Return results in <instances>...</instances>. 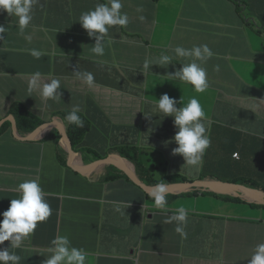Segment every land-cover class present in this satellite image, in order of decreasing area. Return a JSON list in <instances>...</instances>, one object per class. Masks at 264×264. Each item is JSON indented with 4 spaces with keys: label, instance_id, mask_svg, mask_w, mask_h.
I'll use <instances>...</instances> for the list:
<instances>
[{
    "label": "crops",
    "instance_id": "1",
    "mask_svg": "<svg viewBox=\"0 0 264 264\" xmlns=\"http://www.w3.org/2000/svg\"><path fill=\"white\" fill-rule=\"evenodd\" d=\"M102 1L42 0L40 9L32 7L33 19L23 35L9 14L0 18L6 30L0 34V128L5 124L0 131V222L11 199L19 197L17 186L26 180L38 181L52 210L51 220L31 239L29 235L21 248L11 249L10 241H5L0 249L20 255V264H43L51 255V240L67 236L72 246L85 250L86 264H248L256 245L264 243L263 216H250L246 210L240 217L233 215L227 201L216 207V213L205 210L215 203L201 199L202 193L189 197L199 191L191 183L196 186L201 178L187 174L188 181L170 184L168 195L171 204L177 200L172 208L184 207L188 212L187 237L182 238L175 232V222L164 223L175 210L151 208L155 204L148 192L128 182L121 169L93 163L92 154L73 145L71 124L64 117L73 107L80 108L89 128L87 143L99 135L95 124L106 135L113 133L100 106L115 118L118 104L131 101L130 94L110 89L119 77L139 89V128H155L157 111L147 91L150 85H158L154 95L182 94L186 100L194 95L191 86L169 76L174 70L168 65L143 68L145 60L154 61L164 49L178 45L207 44L213 51V59L205 64L211 74V102L234 105L241 99L242 108L253 112L256 103L264 107V28L255 25L264 15V0H240L239 7L238 1L229 0H122L132 23L126 29L111 27L104 55L97 56L91 52L95 37L79 25V17ZM6 13L0 10V17ZM30 49L43 55L36 59ZM242 62L251 65L237 66ZM255 67L260 77L256 82L261 84L257 88L249 78ZM77 70L91 72L98 87L90 90L76 79ZM35 72L41 73L40 85L60 81L59 100H44L39 88L29 93ZM239 89L246 91L240 94ZM18 104L39 120L29 123V127L36 124L34 130L24 131L25 124L20 127V116L14 113ZM227 113L224 108L225 117ZM168 126L164 131L168 128L175 135L177 129ZM39 127L36 139H26ZM52 134L57 138L52 139ZM95 141L91 147L101 138ZM118 163L124 164L120 159ZM108 175L115 178L105 181ZM207 194L221 199L211 193L204 197ZM196 208L201 213L191 216ZM238 232L241 238L235 237Z\"/></svg>",
    "mask_w": 264,
    "mask_h": 264
},
{
    "label": "clouds",
    "instance_id": "2",
    "mask_svg": "<svg viewBox=\"0 0 264 264\" xmlns=\"http://www.w3.org/2000/svg\"><path fill=\"white\" fill-rule=\"evenodd\" d=\"M229 1L233 3H235V1H238L239 4H236V6H240V0ZM34 2L35 0H0V10L7 12L0 18H7L9 14L12 19H15V24L19 28L20 34L23 35L26 28L33 19L32 7L40 9L42 6V0H36L35 4ZM140 19L143 20V17L141 16ZM262 19H264V15L258 20V23L255 25L264 28V22ZM131 23V17L126 12V5L122 0H105L99 2L93 9L82 13L79 17V25H81L82 28L86 30L87 34L90 37H95V44L91 47V52L97 56L104 55L105 36L108 34V32L111 31V27L115 26L116 29H126L131 25ZM5 31V28L3 26H0V34H3ZM26 38L30 39L29 37ZM29 53L36 59H39L43 55V53L37 49H30ZM213 55V51L207 44L196 45L192 48H185L178 45L174 49H164L161 55L154 61L148 59L145 60L143 64V68L146 71H149L150 65L153 64H158L160 66L168 65L169 68H172L174 70V73L170 74L169 76L173 79L186 83L187 85L191 86L194 91V95L191 98L187 100L184 99V101L187 103L179 108H177V103H181V101L178 102L175 98H170V96L167 94L169 92L163 94L158 100H156V103H154L155 109L158 113L163 114L164 117L171 116L174 118L173 122L177 131L172 140L166 142L175 143L177 145V147L172 149V154L183 157L185 161L184 165L190 166L192 168H198L202 164L203 155L206 150L208 151L211 144L209 134H212V128L214 124H210V120L205 118V112L201 105L206 104V102H208L209 105H219V112L223 115L224 119L228 121L232 118V115L230 113H227V116L225 117L224 102L215 103L214 101L211 102V100L209 99L210 92L212 90V82L209 68H207L205 64L213 59ZM175 62H178V64ZM74 76L76 79L88 85L90 87V90L94 89V87H98L99 85V81L94 80V76L91 72H82L77 70L74 72ZM40 78V72H35L32 75L28 86L29 93H31L33 89L39 88L40 96L44 100H59L60 93L58 90L60 89V81L58 79H51L50 82L40 85ZM110 89L130 94L131 101L125 102L124 106L122 105V107L118 108L119 111L115 118H112L107 113V111L100 106L101 116L108 120L109 125L114 128V131L110 135H106L104 131L99 129L95 124L97 133L99 135L93 137L88 143L85 141L86 147L95 159L97 154L95 155V152L91 148L90 144L93 141L94 143H96L95 140L101 138V142L98 145H102L104 147L105 153L109 154L102 159H95L96 161L93 163L116 166L114 163H100V161L106 160L109 157H112L117 162L119 161V159L123 161L126 167H129L132 172H136L139 178L146 185L151 187L150 190L146 191L143 187L138 185L127 172L126 174L123 173L125 171L121 170V174L127 175L132 183L137 184L138 188H141V190L139 189V191L148 192V197L155 204V206H151V208H158L162 210L170 208L172 211L175 210V214L167 217L164 223L171 224L175 222V232L182 238H186L187 233L185 232L184 227L187 223L188 212L184 207L172 208L177 200H174V204H171V199H169L170 196H168L170 194V184H172V186L181 184L173 183L175 181H162L156 183L155 185H149L146 179L143 177L138 164L131 161L129 158L124 157L119 152L131 148H137L139 153L142 154L144 153V150L151 148L150 146H141V142L143 141V134L145 131L140 129L138 126V121L141 116V111L136 105L139 96L138 87L133 82L126 79H120L118 77L115 82V87ZM132 101H135V106L132 105ZM68 112L70 113L65 117L67 122L70 124H74L76 127L82 128L84 126V118L82 116L80 108L76 106ZM28 113L30 112L28 111ZM121 114V119H116ZM137 117V121H132L133 118ZM204 122H206V125ZM35 131L30 133L29 136ZM137 137H141L142 140L138 141ZM128 143L131 144L128 145ZM131 153L132 155L134 154L133 152ZM233 158L235 160H239V153H235L233 155ZM169 163L171 164L170 161L166 160L164 164L168 167ZM151 167L154 168L155 166ZM171 168L173 167L171 166ZM167 169L168 168H166V170ZM208 179L209 178H201V181L216 180L211 178L209 180ZM156 180L158 181L157 178ZM127 181L130 182L128 179ZM186 181L188 180H185L183 182ZM201 181L196 183L198 184L196 186L194 185V183H191L193 189L199 191L193 192L189 197L198 196L200 193H202L203 196L205 193L212 194V191L202 189L201 185H199L201 184ZM184 185H186V183H184ZM16 192L19 194V197L16 199H11L10 206L6 211L2 213L3 219L2 222H0V245H3L5 241H10L11 249L21 248L24 240L29 235L31 239L42 224H45L51 220L50 215L52 214L51 206L46 201L45 193L40 187L37 180H26L20 183L16 188ZM215 194L223 197H234L232 195H222L217 193ZM189 197L183 196L181 198ZM240 199L248 204H259L250 203L242 198ZM197 213H201V211L196 208L192 213L190 212V215L193 216ZM212 217L215 218V216ZM51 245L52 247L48 249L51 255L46 260H44L43 264H86L87 253L85 252V250L72 246L67 236L55 237L53 240H51ZM20 261L21 256L16 254L14 251H10L9 249H0V264H20ZM248 264H264V243L256 245L251 258L248 260Z\"/></svg>",
    "mask_w": 264,
    "mask_h": 264
},
{
    "label": "trees",
    "instance_id": "3",
    "mask_svg": "<svg viewBox=\"0 0 264 264\" xmlns=\"http://www.w3.org/2000/svg\"><path fill=\"white\" fill-rule=\"evenodd\" d=\"M233 106L231 104L225 105V109L232 115ZM14 113L20 116V127L25 124L24 131L29 132L34 130L37 126L34 123L32 127H29L31 121L38 122L33 115L25 111L22 105H16ZM70 112H67L65 117ZM241 115L239 119L247 121V124L251 122L254 125L252 129L253 134L248 130L243 133L238 129H233V126L226 122L219 121L213 124L212 135L214 139L211 141L208 151L210 152L208 161L203 169L201 175L202 179H216L223 182H229L233 184L245 185L254 189L264 191V118L258 116L256 113L241 108ZM20 114V115H19ZM64 117V118H65ZM24 127V126H23ZM3 126L1 127V129ZM0 129V131H1ZM249 129V128H247ZM89 128L85 125L82 128L76 127L71 124L69 130V136L72 140L73 145L84 151L86 154H91L87 149L85 138ZM52 139H56L57 136L52 134ZM131 143H128L130 145ZM124 157L129 158L131 161L136 162L141 170L143 177L146 179L149 185H155L156 183L162 182L157 181L155 178V168L144 165L140 162V158L143 153L140 154L137 148H131L128 150L119 151ZM134 154L131 155L130 153ZM239 153L240 159L235 160L233 155ZM97 153H95L96 155ZM109 153H104L103 156L97 154L95 159H102ZM207 155V153H206ZM129 181L130 178L122 174ZM115 177L106 176V181H111ZM185 180H188L187 178ZM141 190V188H139ZM212 194H215L212 192ZM216 195V194H215ZM225 201L232 203H246L240 198H234L231 196H218ZM257 206V204H250Z\"/></svg>",
    "mask_w": 264,
    "mask_h": 264
},
{
    "label": "rangeland",
    "instance_id": "4",
    "mask_svg": "<svg viewBox=\"0 0 264 264\" xmlns=\"http://www.w3.org/2000/svg\"><path fill=\"white\" fill-rule=\"evenodd\" d=\"M264 22V19H262ZM258 45L254 44V48H257ZM260 49H263L262 46H260ZM251 64L242 62L241 64L237 66H242L243 68H248L250 67ZM256 67L249 73V78L251 81V85L253 87H260V83H257L256 80L260 79V77L257 76L256 72ZM158 85L155 83L153 85H150L149 89L147 90L149 93V96L153 99L154 103H156V100H158L163 94L167 93H159L154 95V92L156 91ZM244 91L246 89H239L240 94H244ZM170 98H175L178 102L181 101V103H177V108L184 106L187 102L184 101V97L182 94H170L167 93ZM102 104H105L104 101H101ZM125 102L119 103L118 108L124 106ZM132 105L135 106V101H132ZM204 112H205V118L209 119L210 124L216 123L219 121H226L229 125L233 126V129H238L239 131L246 133L245 131H249L251 134L255 133L252 131L254 129V125L249 122L247 124V121H242L239 119V116L241 115L240 111L242 108V101L241 99L234 101V106H233V111H232V118L231 120H226L224 119L223 115L219 112V105H209L208 102L206 104L201 105ZM214 108H215V113H214ZM246 110H248V107H245ZM210 112V113H209ZM254 112L261 117L264 118V107L261 105H258L256 103V107L254 108ZM209 115V116H208ZM121 115H119L116 119H121ZM215 116V117H214ZM137 118H133L132 121H137ZM174 118L171 116H163V114H160L156 112V119L154 125H156L155 128H151L148 131H145L143 134V141L141 142V146H150V149L144 150V155L141 156L140 162L144 165L147 166H155V172H156V178L160 181H175V180H184L187 174L196 176L199 175L201 176L203 173V169L208 161L210 152L205 151L207 155H203L202 158V164L198 168H192L190 166L184 165L185 161L183 157L178 156V155H173L172 154V149L177 147L175 143H166L172 140L174 137L173 133L171 131L167 130L164 131L165 125H169L168 127H174ZM206 125V122H204ZM163 125V128L161 129L159 126ZM249 128V129H247ZM207 130V129H206ZM210 140L212 141L214 139L212 134H209ZM138 141H141V137H137ZM160 146L161 148H158ZM93 151L101 156L104 155L105 150L102 145H97L95 147H91ZM132 155V153H131ZM166 160L170 161L171 164L169 163V166L167 167L164 163ZM171 166L173 168H171ZM166 168H168L166 170ZM180 172V173H178ZM210 179V178H209ZM208 179V180H209ZM210 194H207V197L201 196V199L209 201L210 203H215L211 204L210 208H206L205 210H208L209 212L216 213V211L219 210L218 207L223 203V199H215L212 197H208ZM186 203L187 199L184 200ZM232 202L227 201V205H229ZM223 205V204H222ZM233 207V215H239L242 216L246 212L250 216L254 217H264V205L258 204L257 206H252L248 203H243V204H234L232 203ZM246 210V212H245ZM236 238H241L240 232L235 236Z\"/></svg>",
    "mask_w": 264,
    "mask_h": 264
},
{
    "label": "water",
    "instance_id": "5",
    "mask_svg": "<svg viewBox=\"0 0 264 264\" xmlns=\"http://www.w3.org/2000/svg\"><path fill=\"white\" fill-rule=\"evenodd\" d=\"M38 128L33 134H31L26 139L33 140L36 139L40 132ZM71 153L72 149H71ZM100 163H114L119 169L127 172L131 178L146 191L150 190V186L146 185L137 175L136 172H132L129 167H126L124 164L118 163L112 157H109L106 160L100 161ZM78 171H83L81 168H78ZM200 185V184H199ZM202 189H207L209 191L215 192L222 195H232L234 197H240L247 200L250 203H259L264 205V192L246 187L244 185H236L232 183H224L222 181L210 180V181H201Z\"/></svg>",
    "mask_w": 264,
    "mask_h": 264
},
{
    "label": "bare ground",
    "instance_id": "6",
    "mask_svg": "<svg viewBox=\"0 0 264 264\" xmlns=\"http://www.w3.org/2000/svg\"><path fill=\"white\" fill-rule=\"evenodd\" d=\"M121 162H123V161H121ZM124 163V162H123Z\"/></svg>",
    "mask_w": 264,
    "mask_h": 264
},
{
    "label": "built area",
    "instance_id": "7",
    "mask_svg": "<svg viewBox=\"0 0 264 264\" xmlns=\"http://www.w3.org/2000/svg\"><path fill=\"white\" fill-rule=\"evenodd\" d=\"M237 156V155H236Z\"/></svg>",
    "mask_w": 264,
    "mask_h": 264
}]
</instances>
